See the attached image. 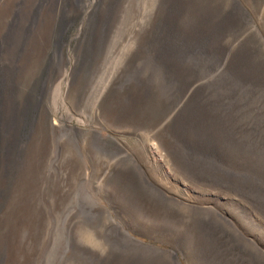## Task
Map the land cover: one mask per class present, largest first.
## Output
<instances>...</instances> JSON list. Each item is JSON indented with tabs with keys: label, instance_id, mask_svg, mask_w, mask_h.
Listing matches in <instances>:
<instances>
[{
	"label": "rangeland",
	"instance_id": "obj_1",
	"mask_svg": "<svg viewBox=\"0 0 264 264\" xmlns=\"http://www.w3.org/2000/svg\"><path fill=\"white\" fill-rule=\"evenodd\" d=\"M234 1L159 0L146 18L143 4L125 10L122 0H98L88 15L83 9L76 17L64 38L71 43L52 60L46 51L51 30L57 21L71 22V0H0V264H164L172 252L177 264H251L245 260L248 246L264 254V212L248 197L188 173L179 154L215 157L264 193V144L257 128H243L237 103L219 113L196 102L200 82L172 52L197 43L223 53L226 76L261 85L264 0ZM240 8L248 12L247 27L235 24ZM101 39L114 45L103 68L97 59ZM128 42H136L140 67L131 58L120 62ZM66 72L54 103L42 101L18 132L26 96L48 88L50 80L56 85L54 78ZM148 142L157 146L147 150ZM124 153L150 160L172 205L180 200L219 214L182 215L173 206L166 211L144 203L124 175ZM212 221H232L238 240Z\"/></svg>",
	"mask_w": 264,
	"mask_h": 264
},
{
	"label": "bare ground",
	"instance_id": "obj_2",
	"mask_svg": "<svg viewBox=\"0 0 264 264\" xmlns=\"http://www.w3.org/2000/svg\"><path fill=\"white\" fill-rule=\"evenodd\" d=\"M95 1H98V0H91V2L89 4H86V2L84 0H71V5H72L71 11L73 12L71 22L68 25H65L64 22L61 23L59 21L60 23H58V21H57L51 30V38L52 39H49V45L47 46L46 51H48L50 56H52V58H51L52 60H56L57 55L63 49V47L66 45L68 46L71 43L70 39L67 40L64 38L66 37V34L69 31V28L71 27V25L76 20V17L79 16L80 12L83 9H84L83 11L85 13L84 15L85 16L88 15V13H89V11H90V9H91V7ZM117 1H119V0H113L112 4H116ZM122 1L124 4L123 9H125V10L130 8V6L135 7V6H138L140 4H141V6L144 5V14H145L144 17H146V18L148 16L152 17V14L154 13L157 5H159L158 4L159 0H122ZM232 1H234V0H232ZM126 3H129V4H126ZM234 5H236V4H234ZM233 7L236 10L238 9V6H233ZM247 13L248 12L246 10L240 8L239 12L237 13L236 20H235V24L237 27H240V26H243V27L246 26L247 27V25L250 23L249 19L247 17ZM87 25H89V20L87 21ZM254 27H253V29H254ZM256 28H255V30H256ZM80 35H81V32L79 31L76 34V38ZM263 40H261L260 46H262V45L264 46ZM192 42H193V40H192ZM96 43H97V51H98L97 52V59H99L98 66L103 68V66L106 64L108 55L112 52L111 49L114 48V45L112 44L113 43L112 39H105V40L101 39L100 42H96ZM114 43H116V42H114ZM127 44H128V46H127L128 49L126 48L127 50L124 49V47L121 48V50H120L122 52L127 51V53L124 52L125 55L121 58L122 60L120 62L123 64V61L131 58L132 59V65L134 67L135 66L140 67L142 64L141 61H136V58H135V54L137 52H139V50L136 51L138 49V47L136 46V42H133V43L128 42ZM123 46H125V45H123ZM136 47H137V49H136ZM255 49L258 50L259 46ZM219 51H220V49H219ZM172 52L174 53L173 55H174L175 59L177 61H181V62L185 63L187 65L188 69L190 70L189 73H191L193 77H196V80L200 82V86L202 89H201L200 95H198V97L196 98V100H197L196 102H200L203 105H205L208 109H210L212 111L215 110L216 112H219V113L220 112L221 113L230 112L232 107L237 103L240 106V109L238 111L241 113L242 120L246 124V125H244V127L242 124V127L244 129H248V128H254L255 129V128H257V130H256L258 132L257 135L262 140L261 142L264 144V70L262 71L263 74L261 73V76H260L261 81H263V83L259 86H251V85L244 84L241 80L235 81L234 79H232L233 77H228L225 75V73H226V71H225L226 62L224 60L225 58L224 59L222 58L223 53L219 54L218 52L216 53L214 51L213 52H207L203 48V46H201L197 43L180 44L176 48H174V51H172ZM260 56L261 55H259V58H260ZM262 61L264 62V58H262ZM120 66H122V65H120ZM263 67H264V65H263ZM138 70H139V68H138ZM148 71H149V69H148ZM54 79H56L58 81V83L56 85H54L53 81L50 80V83H49L50 86L48 88L45 87V84H44L43 87H41V88L36 87L35 90L32 91V93L29 96L28 95L26 96L24 106L22 107V109L20 108L21 109L20 120H21L23 127L21 126L19 131L17 130L18 132H23V130L27 126V124L29 125L28 122L31 120V118L33 117V115L35 114L37 109L39 108L42 101H44V100L46 101V106L52 104V102L54 100L53 99L54 90L57 87H59V85L63 84L65 81L66 82L68 81V72H66V74H64V75H59V76H57V78H54ZM193 79L195 80V78H193ZM250 83H248V84H250ZM253 84H256V83H253ZM164 85H165L164 87L158 85V87H160L161 92H165V90H167L165 82H164ZM0 86H1V82H0ZM52 86H55L54 89L52 88ZM63 87H64L63 95L65 96L66 83ZM52 89H53V93H52ZM101 93H103V91ZM96 109H98V107H96ZM188 114H189V112H188ZM231 115H233V116L238 115V112H234ZM98 116H99V114H98ZM252 123H256L258 126L254 127L252 125ZM118 130H120V129H118ZM146 131H147V129H146ZM147 133H150V132H147ZM224 134H225V132H224ZM147 135H151V134H147ZM245 135L246 134H244V136ZM223 136H225V135H223ZM227 136L228 135H226V137ZM150 137L152 138V136H150ZM96 138H97V135H96ZM251 141H252V139H251ZM222 143H224V142H222ZM152 144H150L149 146L147 145L149 148L146 147L145 149H147V150L153 149V147L157 146V145L153 146V145H155V143L153 145ZM155 150H157V149L155 148ZM143 152H142V154L145 155V153H143ZM156 152H158V151H156ZM133 154L127 153V154H125L124 157H122L120 159L122 162L121 167L123 168L124 175H128V177L131 179V182H132L133 187L135 188V190L138 194L139 199L143 200L144 203H149V204L152 203L154 205V208L158 207L159 209L166 210V211H167V209L172 210V206H173V209L178 214H182V215L183 214L186 215L189 213L190 214L195 213V214H199V215H204L207 213L209 214V212H213V214H219V212H216L215 210H213L211 208L210 209H205V208L194 209L193 207H190L189 205L182 203V201H180L179 199H178L179 200L178 204L172 205L171 201H173V198L169 197V195L167 194V193H169L167 187L164 184L157 183L155 178H154L156 175L153 176L154 172L152 173V171L150 169L153 164L151 165V163H150L151 166H150V168L148 167L150 160H149V162L148 161L144 162V160L140 159L137 156H134ZM148 154H151V153H147V157H148ZM179 154L181 155L182 161H184L183 163L187 166L188 173L189 172L192 173V171H193L196 174L202 175V176L206 177L207 179H209L211 181V183L214 185V187L216 185H218L223 189L224 188L229 189L230 192L233 191L232 193H236L238 195L248 197L257 205L258 209H260L261 211L264 212V193H263V191H261L260 187L256 186V184L254 182L252 184H250L251 181H250V177L248 175L239 174L238 172L233 171V169L231 170L228 168H224L219 163L220 161L218 162L216 159H214L215 157L212 158V157L203 156V155H193L192 156L191 153H189L187 150H182L181 152H179ZM149 158L150 157H148V159ZM145 160H147V159L145 158ZM190 182H191V180H190ZM189 186H190V183H189ZM196 186H197V184H196ZM191 187H192V185H191ZM217 189H219V188H217ZM229 190H226V191H229ZM213 192H214V190H213ZM170 194H171V192H170ZM203 195H201V196H203ZM203 199H205V197H203ZM251 200H248V201H251ZM185 201L187 203V200H185ZM209 201H211V200H209ZM205 202H206V200H205ZM216 206H218V205H216ZM221 209H223V208H221ZM220 212H221V210H220ZM182 215H180V216H182ZM262 215H263V213H262ZM230 217H231V215H230ZM226 218L224 217V219H226ZM207 220H208V218H207ZM222 222H224V221H222ZM225 223L227 226H224L221 223L219 224V222L214 223V224H216L215 227L218 229L221 227L225 228L226 231L229 232L230 236H232L235 240H238L237 234L234 233L235 225L233 224V222L232 221H225ZM199 226H200V223H199ZM201 226L203 228V224ZM239 228H241V226ZM124 234L126 237L131 238L127 232H124ZM222 235H224V233ZM225 239H226V243H227L228 247L233 248L234 244H235L234 241H231L230 238H228V237H226ZM243 241H244V239H243ZM92 248L97 249V246L93 245ZM248 249L246 251H248L249 254L247 253L248 257H246V258L244 257L245 260H248L251 264H264V254L261 251H259L257 248H255L253 246H248ZM169 257L172 259V261L170 259H168V260L166 259L164 264H175V263L177 264L178 259L176 260V256L173 252L171 255H169Z\"/></svg>",
	"mask_w": 264,
	"mask_h": 264
}]
</instances>
